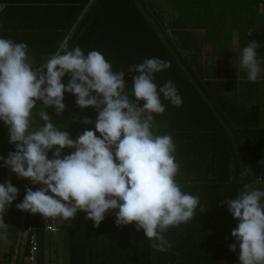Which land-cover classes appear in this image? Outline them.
I'll list each match as a JSON object with an SVG mask.
<instances>
[{
	"label": "trees",
	"instance_id": "trees-1",
	"mask_svg": "<svg viewBox=\"0 0 264 264\" xmlns=\"http://www.w3.org/2000/svg\"><path fill=\"white\" fill-rule=\"evenodd\" d=\"M212 1L217 0H0L6 4L0 12V36L25 42L28 63L34 70L61 51V45L69 50L79 46L85 54L101 52L113 71H125L130 87L135 74L127 69L146 58L158 57L171 66L157 73L155 82L159 86L173 81L183 100L180 106L163 101L166 110L154 114V130L170 134L176 144L180 165L177 183L182 191L199 197L194 217L164 233L172 247L160 252L134 224L117 226L115 211L107 213L99 226L87 220L86 213L78 212L72 226L63 231L64 264H239L238 252L229 249L235 243L231 232L236 221L221 201L234 198L244 185L264 187V105L246 108L234 97L222 94V82L204 77L207 69L199 63L203 36L180 29L182 18L173 17L174 12L168 13L165 7L167 3L171 8L193 3L196 9ZM253 1L259 4L263 17L257 28L246 34L245 43L259 42L258 58L263 61L264 0ZM156 2L163 3L160 5L167 15L158 6L154 11ZM192 17L197 20L198 16ZM69 79L66 74L62 83ZM252 86L256 90V83ZM208 90L213 94L207 96ZM75 100L74 95L64 94L66 109L61 116L40 102L36 108L48 111L52 123L75 139L85 129L94 128L82 122L85 117L97 118L95 109L81 110ZM42 124L39 120L38 125ZM14 148L8 144L7 129L0 122V153L6 156ZM69 151L65 149L64 154ZM9 177L7 168L0 167V182L9 179L19 189L16 201L6 210L12 213L10 227L6 212L3 217L6 229L14 239L31 226L38 243V264H44V251L51 239L43 230L44 217L15 206L23 200L26 187L33 190L34 185Z\"/></svg>",
	"mask_w": 264,
	"mask_h": 264
},
{
	"label": "clouds",
	"instance_id": "clouds-1",
	"mask_svg": "<svg viewBox=\"0 0 264 264\" xmlns=\"http://www.w3.org/2000/svg\"><path fill=\"white\" fill-rule=\"evenodd\" d=\"M5 7L0 3V12ZM260 46L249 41L240 52L239 64L250 82L264 73ZM61 49L36 71L28 63L25 42L0 36V122L8 144L15 146L6 156L0 153V167L40 185L35 191L26 187L16 208L65 222L84 212L96 226L115 211L117 226L134 224L152 241V248L170 249L164 233L190 221L199 204L198 196L177 183L180 165L172 136L154 130V114L165 112L164 100L174 106L183 103L173 81L159 86L155 82V75L170 68V62L151 57L130 66L127 71L135 75L129 87L125 71H113L101 52L85 54L79 46ZM66 74L67 84L62 83ZM65 93L76 97L81 110L95 109L94 121H82L94 128L72 139L52 123L48 111H40L43 124L30 130L37 123V103L61 116ZM65 149L71 151L64 154ZM18 193L9 179L0 182V230L7 228L3 217ZM225 204L236 221L230 251L238 252L239 264H264V190L244 185L234 198L221 201Z\"/></svg>",
	"mask_w": 264,
	"mask_h": 264
},
{
	"label": "rangeland",
	"instance_id": "rangeland-1",
	"mask_svg": "<svg viewBox=\"0 0 264 264\" xmlns=\"http://www.w3.org/2000/svg\"><path fill=\"white\" fill-rule=\"evenodd\" d=\"M156 3L153 9L156 6L161 7L160 4H163L160 2ZM208 3L214 9L208 13L204 20L200 19L198 21L191 14L185 13V17L179 19L178 25L180 29L203 36L207 50L206 61L208 63L212 62L219 74L240 79V86L243 90L247 86L245 82L247 76L240 67L239 56L242 48L246 46V34L260 24L263 17L262 10L259 4L253 0H217L216 2ZM165 7H167L168 13L173 12L170 3L165 4ZM165 7H162V9ZM174 10L176 11V8ZM178 11L181 10L178 9ZM178 11L177 13L179 14ZM179 16L181 17L182 15L179 14ZM261 85L262 93L259 97H261L260 102L264 103V83ZM37 109H33V118L34 120L37 119L35 127L39 121ZM39 110L43 111L42 108ZM261 190H264V187Z\"/></svg>",
	"mask_w": 264,
	"mask_h": 264
},
{
	"label": "crops",
	"instance_id": "crops-1",
	"mask_svg": "<svg viewBox=\"0 0 264 264\" xmlns=\"http://www.w3.org/2000/svg\"><path fill=\"white\" fill-rule=\"evenodd\" d=\"M192 7V8H188ZM162 14L167 15V11L164 8L162 10V7H160ZM174 10V8L172 7ZM181 10V11H178ZM184 9V10H183ZM187 9V10H186ZM193 9V10H192ZM214 7L210 6V3H206L204 6H200L196 9H194V4L189 3L188 5L184 6H177L176 11H173V17H178L179 14L182 15L181 18L185 17V13L188 14H196L197 20L203 19L207 17L208 13L213 11ZM192 10V12H191ZM197 10V11H195ZM155 11V9H154ZM179 12V14L177 13ZM198 12V13H197ZM187 18V17H186ZM169 19V18H168ZM206 42L203 44V56L199 60V63L207 69V71H204L202 74L204 77L209 78L211 80H217L219 82H222V94H224L226 97H234L236 101L242 102L245 107L247 108L251 104H260L264 105L263 102H260L259 95L262 93V83H264V73H261L260 77L254 82L256 83V90L253 89L252 83L248 81V79L245 80L247 86L245 89L242 90L240 83L241 80L235 78L234 76H227L224 74H219L218 71H216L215 67L213 66L212 62H207V50L205 48ZM264 61V60H263ZM239 83V84H238ZM248 84H250L248 86ZM261 89V90H260ZM202 94L206 95L205 92H202ZM213 94L211 90L207 91V96ZM258 96V97H257ZM244 101V102H243ZM40 112V111H37ZM34 117V114H33ZM36 123L34 124L33 128H35ZM32 128V129H33ZM8 175L9 178L12 179H18V177L12 173L9 169ZM40 187V185H34L33 191L37 190ZM12 213L6 211V220L8 223V226L10 227V222L12 220V217L10 216ZM23 219V215L21 217V220ZM73 219L69 221H64L60 218H49L45 219L43 224H48L51 226H54L58 228L57 232L51 233V239L48 244V247L44 251V264H64V250H63V234L64 230L69 229L73 224ZM7 226V227H8ZM60 229V231H59ZM45 232V231H44ZM25 230L20 231L16 238L12 239L10 232L7 231V229H4L3 231H0V264H25L27 251H26V235ZM14 240V242H13ZM62 246V248H61Z\"/></svg>",
	"mask_w": 264,
	"mask_h": 264
},
{
	"label": "built area",
	"instance_id": "built-area-1",
	"mask_svg": "<svg viewBox=\"0 0 264 264\" xmlns=\"http://www.w3.org/2000/svg\"><path fill=\"white\" fill-rule=\"evenodd\" d=\"M42 226L45 232L54 233L58 231L56 227L48 224H43ZM25 233L28 245L25 264H38V243L34 229L31 226H28L25 229Z\"/></svg>",
	"mask_w": 264,
	"mask_h": 264
},
{
	"label": "water",
	"instance_id": "water-1",
	"mask_svg": "<svg viewBox=\"0 0 264 264\" xmlns=\"http://www.w3.org/2000/svg\"><path fill=\"white\" fill-rule=\"evenodd\" d=\"M42 70V67H40L39 69H37L36 71H41Z\"/></svg>",
	"mask_w": 264,
	"mask_h": 264
}]
</instances>
